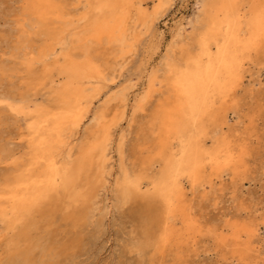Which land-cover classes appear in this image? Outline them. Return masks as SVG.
Masks as SVG:
<instances>
[{"label":"bare ground","instance_id":"6f19581e","mask_svg":"<svg viewBox=\"0 0 264 264\" xmlns=\"http://www.w3.org/2000/svg\"><path fill=\"white\" fill-rule=\"evenodd\" d=\"M65 1L19 0L15 22L20 31L12 50L32 76L24 90L15 85L17 62L10 67L0 62V103L25 118L30 147L20 158L8 142L0 144V161L12 166L0 174V250L6 251L0 264H58L67 247L46 234L32 241L29 228L35 224L26 218L40 208L39 214L51 220L43 227L51 226L62 197V219L74 234L71 243L90 222L100 233L115 207L131 203L129 214L139 223L131 250L140 256L150 250V264H166L163 258L170 252L176 260L202 234L185 184L195 192L212 188L229 169L244 171L246 149L223 134L228 115L221 109L238 93L251 54L264 45V0H197L186 24L170 29L163 52L165 35L156 44L157 36H151L135 67L136 80L114 92L108 82L136 54L144 36L155 31L154 23L173 0H151V12L146 0H74L77 13L84 9L76 19L65 10ZM163 87L167 98L156 99L144 125L153 135L151 156L129 167L121 123L134 121ZM45 88L52 100L35 101ZM113 100L122 110L106 120ZM96 101L102 104L92 112ZM6 114L1 111L0 119ZM90 114L97 123L81 134ZM211 131L215 141L209 146ZM156 164L161 167L153 171ZM98 209L101 216L92 220ZM17 228L3 246V233ZM231 229V239L222 236L220 244L251 256L258 230L251 224Z\"/></svg>","mask_w":264,"mask_h":264},{"label":"rangeland","instance_id":"374dc122","mask_svg":"<svg viewBox=\"0 0 264 264\" xmlns=\"http://www.w3.org/2000/svg\"><path fill=\"white\" fill-rule=\"evenodd\" d=\"M146 1L148 2L146 4L147 9L151 12L155 3L151 0ZM196 1H172L163 17L154 23L153 30L155 31H152L150 36H144L143 41L136 47V54L127 56V63L121 71L115 72L114 82H108L113 92L127 84L129 79H131V83L136 80L138 71L135 67L140 63L147 47L150 46L149 39L153 34L157 36L153 39L156 40L154 44L159 42L162 34L165 35L166 38L161 44V52L166 49L170 42V29L175 24L181 26L186 24L192 17ZM65 2V10L76 14L74 19L78 18L80 12L84 11L82 8L78 10V13L75 11L74 0H66ZM20 5L19 0H0V62H4L9 67L15 62L18 64L19 61L14 55L12 47L20 31L15 22V15L20 9ZM131 21L133 20L131 19L129 23ZM250 59L238 93L221 109L228 115V126H224L223 134L230 136L236 146H244L246 149L245 166L242 168L244 171L235 174L229 169L220 178L214 180L212 188L206 185L198 188L195 192L192 191L188 182L185 184L186 198L188 203L192 205L191 212L194 218L198 220L202 234L190 242L189 246L184 247L181 255L178 256L179 259L172 260L173 253L171 252L166 254L163 258L166 264H264V45L258 52L252 53ZM157 61L158 55L154 64ZM154 64L153 66H155ZM19 66L14 81L16 86L22 84L20 88L24 90L32 76L25 72L24 65ZM50 91L46 88L40 89L33 99L37 102L52 100L53 94ZM160 91H162L161 94ZM159 98L162 101L167 98L166 87H163L151 98L145 111L138 112L134 121L130 123L127 120L121 123V128L126 133L124 155L129 167L133 164L137 166L143 157L151 156L149 154L147 156V153L153 148V135H149L144 125L150 117L151 109L157 102L156 99ZM100 104L102 103L94 102L92 112ZM119 104L118 100L110 102L106 111V120H111L115 114L122 110L121 106L117 109ZM1 111L7 114L5 119H0V144L8 142L9 146L17 149L20 158H26L30 152V147L26 140L27 122L25 118L16 115L8 109L5 103H0ZM91 118V114L88 115L81 129H79L81 134L88 130L89 125L95 127L97 121L91 120ZM128 124L130 125L128 126ZM9 138L10 140L7 141ZM214 141L215 136L211 131L207 144L212 146ZM132 146H134L133 151ZM115 157L116 155L113 154V159ZM160 167V164H156L153 171L159 170ZM11 168L12 166L8 163L0 161V174L10 171ZM208 171L209 168L206 175L209 174ZM100 199L102 203H106L104 192H101ZM65 200L66 198L62 197L60 202ZM61 204L56 207V213L54 212L56 216L52 219L53 223L49 227H43L45 223L51 220L49 221L39 214L40 208L26 218L27 221L32 220L35 224V227L29 228V237L32 241H37L43 234H46V237L53 241L52 243H59L67 247L64 254L57 257L58 264H150L148 261L151 254L150 250L140 256L139 252L131 250L129 247L135 238V233L139 232V223L133 220L129 214L133 204L128 203L115 207L107 220L108 222L106 221V224L104 223L100 229V233L97 232L98 228H95L93 222L82 227L83 232L81 235L79 234V239L72 243L74 234L69 228L70 223L62 219L64 213L61 209L64 204L63 202ZM100 214L101 210L98 209L92 220H97L101 216ZM48 218L50 217L48 216ZM247 224L253 225L258 230L257 235L252 238L251 256L239 255L240 253L233 251V246L224 247L220 244L219 240L222 236L231 239L232 226H246ZM18 229L3 233L5 234L1 242L3 246L5 241L12 234H16ZM0 230H3L2 223H0ZM48 230L52 232V235H48ZM245 239L246 237L243 236L242 242ZM5 256L6 251L0 250V258Z\"/></svg>","mask_w":264,"mask_h":264}]
</instances>
